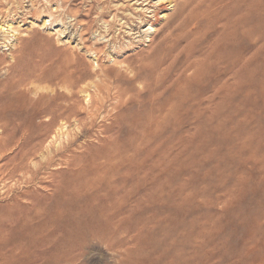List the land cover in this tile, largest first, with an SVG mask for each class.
<instances>
[{
  "label": "rangeland",
  "instance_id": "1",
  "mask_svg": "<svg viewBox=\"0 0 264 264\" xmlns=\"http://www.w3.org/2000/svg\"><path fill=\"white\" fill-rule=\"evenodd\" d=\"M142 8L0 0V167L23 136L44 139L17 180L0 173V264H264V0H246V84L198 111L101 97L135 95L127 67L160 53L172 6L153 26ZM52 100L46 130L30 113Z\"/></svg>",
  "mask_w": 264,
  "mask_h": 264
},
{
  "label": "bare ground",
  "instance_id": "2",
  "mask_svg": "<svg viewBox=\"0 0 264 264\" xmlns=\"http://www.w3.org/2000/svg\"><path fill=\"white\" fill-rule=\"evenodd\" d=\"M142 3L144 9L142 8L143 11L138 12V15H141L140 20H145V24L150 26L159 23L160 12L164 10L166 4L172 6L171 12L168 15L163 14V19L161 18V23L168 28L161 41L160 53L153 57L142 56L137 59L136 65L127 67L131 74H127L122 81L128 85L142 83V89L135 95L131 88L124 89L111 84L104 87V90L98 86L101 97L113 96L116 102L114 108L124 106L128 110L132 107L141 109L148 106L156 111L175 104L170 98H180L177 102L178 107L198 111L216 109L220 103H216L215 98L228 100L234 91L242 89L246 79V0H157L155 3L153 0H141ZM131 20L134 21V18ZM8 26L7 24L6 28ZM172 63H175L174 68ZM171 70L173 73L168 83H172L173 87L171 94L168 95L169 99L157 102L154 99V92L167 88V82H161V78ZM68 82L73 84L75 78L70 76ZM129 96L137 97L139 101L125 104ZM65 97L69 96H62L64 99ZM58 104L59 102L53 100L51 103L42 102L30 115L45 118L41 126L48 130L53 123L52 115L57 111L59 116L63 113L64 108ZM42 138L38 135L35 138L23 136L22 142H17V153L12 163H5L0 167L3 177L17 180L16 177L25 172V159H31L38 150H41L44 141ZM46 165L50 166L51 162ZM97 199L99 200L98 197Z\"/></svg>",
  "mask_w": 264,
  "mask_h": 264
}]
</instances>
